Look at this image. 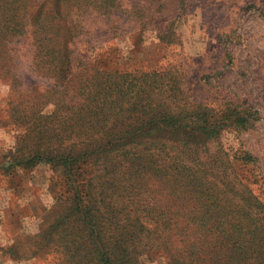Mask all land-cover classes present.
Here are the masks:
<instances>
[{
	"label": "rangeland",
	"instance_id": "1",
	"mask_svg": "<svg viewBox=\"0 0 264 264\" xmlns=\"http://www.w3.org/2000/svg\"><path fill=\"white\" fill-rule=\"evenodd\" d=\"M182 1L178 18L173 0H0V264H91L92 249L99 264H264V0ZM53 28L62 62L39 58ZM112 91L104 151L15 161L17 116L58 144ZM73 226L74 254L57 255L50 238Z\"/></svg>",
	"mask_w": 264,
	"mask_h": 264
},
{
	"label": "trees",
	"instance_id": "2",
	"mask_svg": "<svg viewBox=\"0 0 264 264\" xmlns=\"http://www.w3.org/2000/svg\"><path fill=\"white\" fill-rule=\"evenodd\" d=\"M188 1L190 3L192 2V0ZM182 2V0H173L174 6L171 3V8H176L174 13L175 16L178 18L181 16H185L188 13L187 10H183ZM87 4V1H83V10L79 9L82 16L85 17L86 12L90 10L96 11L98 13L99 10H101L100 14L102 16L99 17L100 21H104V24L109 23L110 25L115 23L116 20L114 19L115 15L113 14V11L110 13L107 12L113 8H111L109 2L99 4L91 3L90 7H87ZM155 5H157L158 7L160 4ZM146 10L150 11L152 10V7H146ZM180 12H183L184 14H181ZM21 28L22 26L20 25L19 19L15 18V36L20 35L22 33ZM49 32L50 29L48 32H45L44 30L45 34H39L38 36V41L40 42V44L43 45V50H41L39 58L59 62L65 61L66 59H68V57L71 56V52H66L65 50L55 49L51 47L53 44H55L56 38L60 37V31L57 32L53 28L52 31L50 33ZM79 57L80 59H82V55L80 53ZM126 90L128 91V89H125V92L120 93L119 100L124 99V97L126 96ZM116 91H112L108 94H105L107 92H96L95 96L98 97V99L96 100L97 106L95 110L92 111V114L89 115L87 118L82 119V122H85L84 125L86 126V128L84 127L81 130L74 129L70 131L67 129L62 131V138L58 144L51 141V143L47 145L46 143L48 141L45 140L44 134L43 137L39 140V135H42L41 132H39L40 128H38L35 124L29 126V123L23 122L22 120H20V117L17 116L15 121V128L20 129L24 134L17 137L18 142L16 148L17 153L15 154V161L20 162V165L26 166H33L43 161H59L63 162V164L65 165H68L70 164V162L79 160L84 156H89L88 154L92 152H99L101 151V149L102 151H104V149L109 145L112 140V136L109 135V128L111 120L115 117L114 113L117 112V110H115V102L117 100L114 101L113 95ZM128 94L129 92L127 93V95ZM123 106L124 104H122L121 107ZM124 111L125 107H123L120 113H123ZM68 123L69 119H66V125L70 127L71 125H68ZM64 129H66V127ZM44 130L46 132L49 129L46 128ZM65 140H74V142L68 141L66 143ZM92 186H94V184H92ZM75 188H78V186H75ZM79 194H81V197L86 196L87 198V194L85 192L80 191ZM84 203L85 201H83L82 199V202L79 200V203L77 201V203L74 205L76 207L75 212L77 216L82 219L80 220L77 218L75 222L77 224L83 223L85 225L83 227H85V230L89 233L88 238L90 239V243L92 246V243L95 244L97 240L95 239L97 233V224H95V217L92 214L91 206H86L84 205ZM67 231L69 232L67 240H65L64 238L63 240H55L53 237L50 238V247H52L51 249L57 255H62L65 251L69 253L71 251L74 254L75 249L78 246V242H76L75 239L78 233V226L69 227ZM70 242L71 244L73 243V245L69 246ZM34 254H37V252ZM88 257L91 259V264H99L98 259H101L96 249H92L88 253ZM70 259L71 258L67 259L68 264H75ZM53 264H58V262H53Z\"/></svg>",
	"mask_w": 264,
	"mask_h": 264
}]
</instances>
